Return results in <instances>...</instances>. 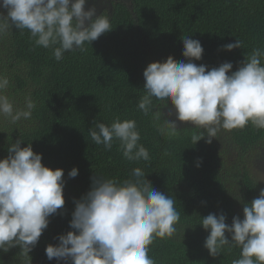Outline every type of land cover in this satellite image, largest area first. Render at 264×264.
<instances>
[{"label":"trees","instance_id":"trees-1","mask_svg":"<svg viewBox=\"0 0 264 264\" xmlns=\"http://www.w3.org/2000/svg\"><path fill=\"white\" fill-rule=\"evenodd\" d=\"M106 1L96 16L108 15L112 30L85 43L84 51L65 52L60 61L53 48L37 46L27 29L13 26L0 32V77L9 81L0 94L14 110H27L28 99L35 105L30 119L12 123L0 115V160L20 139L21 148L31 143L42 155L45 167L62 169L65 181V204L48 218L30 258L17 246L0 250V264H71L49 260L45 250L58 245L59 236L76 232L70 227L75 202L91 190L94 176L123 182L134 179V168L142 169L155 190L172 196L180 213L175 234L157 237L149 246L155 264H232L241 249L226 246L221 255L210 256L204 247L209 232L201 218L222 213L229 226L234 217L244 218V205L264 189L250 167L257 147H264V128L249 122L244 128L221 129L219 140L207 143L205 137L194 144L195 127L178 125L179 134L168 135L159 130L163 119L155 120L152 112L145 115L138 103L145 95L143 72L150 63L168 57L189 62L182 55V37L200 41L202 58L191 62L208 69L230 62L234 72L254 49H264V0ZM236 39L241 49L224 50ZM164 104L153 98V111ZM117 118L136 121L149 160L128 161L118 140L111 150L91 140L94 122L111 125ZM229 153L231 157L223 156ZM73 168L78 175L69 178Z\"/></svg>","mask_w":264,"mask_h":264},{"label":"clouds","instance_id":"clouds-1","mask_svg":"<svg viewBox=\"0 0 264 264\" xmlns=\"http://www.w3.org/2000/svg\"><path fill=\"white\" fill-rule=\"evenodd\" d=\"M97 1L105 2L101 9L106 7V0H2L0 8L7 15L0 12V32L13 26L27 29L37 46L53 48L60 61L65 52L84 51L85 43L91 44L112 30L108 15L96 16L95 7L84 10L86 3ZM182 42V55L189 62L168 57L165 62L150 63L143 72L145 95L138 108L145 115L152 112L157 121L163 118L159 130L168 135L179 134L177 121L201 129L191 137L194 144L205 137L211 143L221 129L244 128L249 122L264 128V49H254L233 72L230 62L211 69L191 62L201 60L204 49L199 40L190 37H182ZM241 48L238 39L224 45L229 52ZM8 84L7 78L0 77V93ZM153 98L165 101L164 106L170 101L169 116L174 112L176 120L153 111ZM34 107L28 99L27 110H14L9 98L0 94V115L12 123L30 119ZM89 135L106 150L118 140L128 161L150 159L139 143L135 120L117 118L111 125L94 122ZM22 143L19 139L11 144L7 158L0 160V250L19 246L29 257L48 227V218L65 204V181L62 169L45 167L31 143L21 148ZM77 175L76 168L68 173L69 178ZM132 177L120 182L94 176L91 190L75 202L70 227L76 232L59 236L56 246H47V258L70 260L71 264H155L149 246L157 237L175 234L180 213L176 200L155 190L141 168H134ZM243 217H234L231 226L222 213L201 218L200 225L209 232L204 247L213 258L226 246L229 250L239 247L240 258L232 264H264V189L251 204L244 205ZM225 233L231 235V241Z\"/></svg>","mask_w":264,"mask_h":264},{"label":"rangeland","instance_id":"rangeland-1","mask_svg":"<svg viewBox=\"0 0 264 264\" xmlns=\"http://www.w3.org/2000/svg\"><path fill=\"white\" fill-rule=\"evenodd\" d=\"M0 2H2V0H0ZM0 10L7 12L5 9H2V8H0ZM163 106L160 109V111L162 112L164 118L175 121L176 117H175L174 112L171 116H169V112L172 111L171 102L169 101L166 106H164V107ZM177 124L182 125V124H186V123H182V122L177 121ZM186 125H190V124H186ZM191 126H193V125H191ZM196 129L199 130V132L201 131V129H199V128H196ZM221 137H222V133H220V131H219L217 136L214 139L219 140ZM257 149H258V151L257 152L255 151L256 153L252 159V162L250 163V167H251L252 171L254 172L256 178L259 180L260 185L264 188V147L259 146V147H257ZM223 156L224 157L225 156L231 157L232 154H230V153H229V155L224 154Z\"/></svg>","mask_w":264,"mask_h":264},{"label":"water","instance_id":"water-1","mask_svg":"<svg viewBox=\"0 0 264 264\" xmlns=\"http://www.w3.org/2000/svg\"><path fill=\"white\" fill-rule=\"evenodd\" d=\"M72 2H74V0H72ZM92 3L94 4V6H93ZM92 3H90V4H87L86 3L84 10L85 11H88L89 9L95 7V9H96V15H97L98 12H99V9H101L103 7L104 3L102 1H97V2H92ZM86 24H87V21H85V25Z\"/></svg>","mask_w":264,"mask_h":264},{"label":"flooded vegetation","instance_id":"flooded-vegetation-1","mask_svg":"<svg viewBox=\"0 0 264 264\" xmlns=\"http://www.w3.org/2000/svg\"><path fill=\"white\" fill-rule=\"evenodd\" d=\"M104 4H105V2H104Z\"/></svg>","mask_w":264,"mask_h":264}]
</instances>
